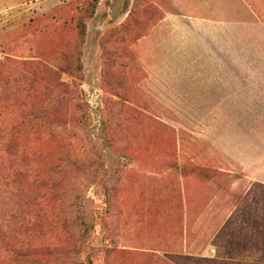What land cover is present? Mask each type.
Segmentation results:
<instances>
[{"label":"rangeland","instance_id":"1","mask_svg":"<svg viewBox=\"0 0 264 264\" xmlns=\"http://www.w3.org/2000/svg\"><path fill=\"white\" fill-rule=\"evenodd\" d=\"M175 2L0 0V264H264V112L163 82Z\"/></svg>","mask_w":264,"mask_h":264},{"label":"crops","instance_id":"2","mask_svg":"<svg viewBox=\"0 0 264 264\" xmlns=\"http://www.w3.org/2000/svg\"><path fill=\"white\" fill-rule=\"evenodd\" d=\"M176 1L156 25L159 65L173 73L164 74L163 82L191 89L203 106L196 110L227 111L233 105L264 112V75L243 71L247 64H264V16L247 0ZM261 182L254 177L250 186Z\"/></svg>","mask_w":264,"mask_h":264},{"label":"trees","instance_id":"3","mask_svg":"<svg viewBox=\"0 0 264 264\" xmlns=\"http://www.w3.org/2000/svg\"><path fill=\"white\" fill-rule=\"evenodd\" d=\"M21 250H22V249H21ZM21 250H20V251H21ZM21 253H22V252H21Z\"/></svg>","mask_w":264,"mask_h":264}]
</instances>
